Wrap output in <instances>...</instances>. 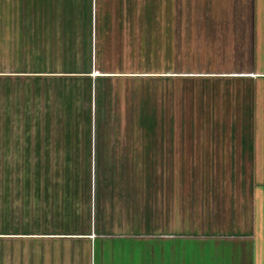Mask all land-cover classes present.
I'll return each mask as SVG.
<instances>
[{"label":"rangeland","instance_id":"1","mask_svg":"<svg viewBox=\"0 0 264 264\" xmlns=\"http://www.w3.org/2000/svg\"><path fill=\"white\" fill-rule=\"evenodd\" d=\"M0 10V70L12 75L0 81V264H134L149 237L191 233L174 223L197 215L201 170L195 204L212 200L215 218L250 201L249 163L127 152L142 139L167 151L193 134L254 139L264 0H0Z\"/></svg>","mask_w":264,"mask_h":264},{"label":"crops","instance_id":"2","mask_svg":"<svg viewBox=\"0 0 264 264\" xmlns=\"http://www.w3.org/2000/svg\"><path fill=\"white\" fill-rule=\"evenodd\" d=\"M120 13L122 16L123 12ZM5 18H7L6 14L0 10V43L2 41L1 31L5 28L2 20ZM0 64L2 65L1 62ZM22 74V72H18L15 76L21 77ZM10 76H12L11 73L7 74L6 71L0 70V81L8 79ZM254 97L256 106L259 104V99H264V96L260 95ZM1 108L5 111V103H2ZM262 131H264V125L257 124L254 139L253 137L244 139L241 134L238 140L227 139L225 136L220 140H213L193 134L191 138L176 139L171 146L172 149L168 151L164 149L165 145L161 144V140L152 143L150 140L142 139L140 144L131 145L132 149L127 152V155H129L128 153L133 156L139 155L143 158H141L142 162L156 161L157 157L162 158L168 153L175 157L174 162L187 158L193 163L200 164L211 161L212 163L219 161L249 163L250 178L253 182L248 203H232L229 205V209H225L223 204L221 210L219 209L221 218H215L218 210L214 209L212 200L210 209H208L209 206L205 208L206 204H201V207L195 204L196 197L199 194L202 197L205 191L203 180L206 178L205 173H208V170L207 172L198 170L199 177L197 176L196 188L193 187L195 182H191L194 203L191 210L198 213L197 215L192 214L190 224L188 219H176L174 223V227L178 228L190 226L191 233L189 235L149 237L153 239L150 241L151 245L133 256L134 261L138 260L134 264H264V133ZM2 143L0 138V157H4V152L5 155L7 152ZM106 153L111 157L116 154L112 148ZM104 155L106 156L105 152ZM182 157L184 158L182 159ZM113 160L111 158L108 161H129L126 159ZM0 161L3 159L0 158ZM84 161L89 162L90 159H84ZM131 161L134 162V158ZM201 197L199 200L202 199ZM208 210L212 211L211 214ZM237 210L238 212H236ZM205 211L207 213H204ZM219 226L224 227L221 229V234L217 233L220 230Z\"/></svg>","mask_w":264,"mask_h":264}]
</instances>
